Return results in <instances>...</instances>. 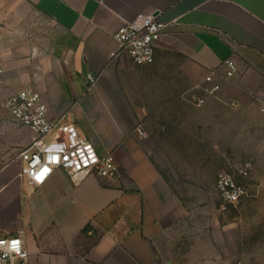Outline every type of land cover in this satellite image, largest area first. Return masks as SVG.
<instances>
[{
  "label": "crops",
  "instance_id": "obj_1",
  "mask_svg": "<svg viewBox=\"0 0 264 264\" xmlns=\"http://www.w3.org/2000/svg\"><path fill=\"white\" fill-rule=\"evenodd\" d=\"M12 12L52 29L32 47L0 46V92L39 91L49 118H75L119 172L74 183L56 169L32 186L17 155L33 133L1 109L0 237L21 232L27 264H241L238 222L201 203L214 199L215 178L183 180L156 151L201 159L231 150L234 134L264 138V0H0V17ZM140 12L169 23L147 65L111 56L113 34ZM230 56L241 71L224 80Z\"/></svg>",
  "mask_w": 264,
  "mask_h": 264
},
{
  "label": "built area",
  "instance_id": "obj_2",
  "mask_svg": "<svg viewBox=\"0 0 264 264\" xmlns=\"http://www.w3.org/2000/svg\"><path fill=\"white\" fill-rule=\"evenodd\" d=\"M168 22L159 19L158 12H140L113 34L117 49L112 57L126 54L136 65H147L155 59L157 41ZM224 72L221 78L230 80L241 69L232 56L223 62ZM3 68L0 64V85ZM217 69L209 70L205 80L212 83L205 90L214 94L220 85L214 82ZM93 81V77L89 75ZM200 98L198 102H202ZM5 109L12 121L29 129L33 136L27 146L20 150L17 158L22 161L19 175L32 186H41L56 169L65 171L74 183H80L86 176L114 177L119 172L115 156L109 152L100 154L95 145L83 137L77 128V120L69 114H62L57 119H50L47 105L39 91L23 88L7 96L0 95V110ZM140 135L145 132L138 130ZM250 163L238 167L240 174L246 175ZM216 189L223 204L236 207L247 189L239 184L233 175L221 173L216 181ZM29 251L21 232L0 237V264H27Z\"/></svg>",
  "mask_w": 264,
  "mask_h": 264
},
{
  "label": "rangeland",
  "instance_id": "obj_3",
  "mask_svg": "<svg viewBox=\"0 0 264 264\" xmlns=\"http://www.w3.org/2000/svg\"><path fill=\"white\" fill-rule=\"evenodd\" d=\"M51 29V25L32 13L17 19L15 13L12 12L10 15L0 17V46L5 44L6 46L32 47L40 41L41 35L47 37ZM0 95L4 94L0 92ZM230 138L231 150H222L218 145L214 150L199 152L200 167L198 159L193 158L190 150H157L156 155L158 159L174 166L183 180L199 173L210 178L214 177L217 181L219 174L229 173L247 189V195L236 207L223 204L216 184L215 188L210 186V190L212 189L215 194L214 199L200 200L201 203L212 202L215 206L222 208L227 217L238 222L241 238V264H264V150L255 149V146L259 144V139L264 138L242 134H234ZM212 142L217 143L218 141L212 140ZM196 160L199 167L197 171L193 167ZM247 162L250 163L248 173L240 174L238 167ZM207 165L210 168L206 167Z\"/></svg>",
  "mask_w": 264,
  "mask_h": 264
}]
</instances>
